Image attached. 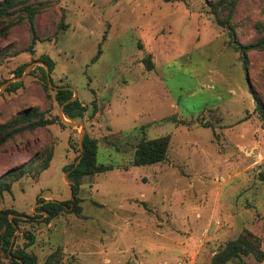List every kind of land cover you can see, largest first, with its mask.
<instances>
[{
    "label": "rangeland",
    "instance_id": "rangeland-1",
    "mask_svg": "<svg viewBox=\"0 0 264 264\" xmlns=\"http://www.w3.org/2000/svg\"><path fill=\"white\" fill-rule=\"evenodd\" d=\"M17 1L0 17V125L32 108L56 124L0 147V178L47 148L54 158L37 179L13 181L0 209L33 216L39 199L72 200L64 169L79 162L86 134L98 143V162L115 166L83 180L82 215L35 223L30 250L39 264L56 250L61 264H211L244 231L264 249V124L256 110L257 99L264 109V52L249 53L247 73L230 44L231 34L241 45L263 36L256 25H264V0H237L235 33L216 22L219 0ZM28 8L37 10L34 53ZM43 56L55 64L49 90ZM22 66L24 86L6 92ZM61 87L86 108L82 119L65 117L55 100ZM164 136L166 162L133 166L143 140Z\"/></svg>",
    "mask_w": 264,
    "mask_h": 264
},
{
    "label": "trees",
    "instance_id": "trees-1",
    "mask_svg": "<svg viewBox=\"0 0 264 264\" xmlns=\"http://www.w3.org/2000/svg\"><path fill=\"white\" fill-rule=\"evenodd\" d=\"M20 3L17 0H0V17L9 16L10 11ZM236 5L237 0H219L211 6L217 24L225 29L229 28L234 33L233 19ZM27 10V17L34 38L29 51L34 53V46L37 41L34 18L37 10L33 8H28ZM224 11H227L226 16H223ZM256 29L263 36L247 45H241L236 35L231 34L230 44L233 46L234 43L237 44L235 49H237L247 73L250 65L248 59L249 53L252 51L264 52V25L261 23L257 24ZM100 54L101 50H99L97 58ZM39 61L45 65L39 68L43 73L45 89L49 90V84L51 83L50 74L54 71L55 64L48 56L41 57ZM145 64L150 70L154 67L150 57L145 60ZM25 69L26 66H22L16 70V80L9 84L6 92H17L24 86V82L20 79L23 77ZM2 87L3 84L0 83V90ZM73 99L74 91L69 87H61L56 92V102L59 106L63 107L65 117L72 122L82 119L84 113L87 111L79 99ZM256 102V110L264 124V109L258 99ZM96 113L97 108L95 107L92 116L94 117ZM57 121L62 126H66L60 119H57ZM54 124H56V121L47 118L46 114L38 108L25 110L10 122L0 125V147L7 144L16 136L32 133L38 129H45ZM170 143V136L153 140H143L137 147L133 159V166H152L166 162L169 157ZM82 146L83 150L80 151L79 162H75L64 169L67 174V180L70 182L72 188V200L57 202L39 199L38 203H40V207L38 208V213L33 216H27L14 210L0 209V264H39L38 256L30 250L35 245L37 239L34 231L35 223L49 225L54 220L60 219L67 214L82 215L83 207L81 204L83 200L79 196L83 186V180L87 177L115 169L114 165L100 164L98 162V143L88 134L84 136ZM53 158V148H47L45 154H38L30 162L0 178V197L5 193L12 192L13 181L27 176L37 179L44 171L50 168ZM22 217H27V220H23ZM23 223L30 226V229L23 231L21 226ZM19 230H21V234L17 235ZM20 239L24 240L25 246L19 244ZM46 264H61V251L56 250L48 258ZM211 264H264L263 241L254 233L244 231L236 239L227 242L214 255Z\"/></svg>",
    "mask_w": 264,
    "mask_h": 264
},
{
    "label": "water",
    "instance_id": "water-1",
    "mask_svg": "<svg viewBox=\"0 0 264 264\" xmlns=\"http://www.w3.org/2000/svg\"><path fill=\"white\" fill-rule=\"evenodd\" d=\"M45 66V65H44ZM73 100H76L75 98L73 99ZM64 122L66 123V124H68V125H70V126H74L75 124H73V123H69V122H67V121H65L64 120ZM83 137L80 139V145L82 146V143H83ZM82 150H83V147H82Z\"/></svg>",
    "mask_w": 264,
    "mask_h": 264
}]
</instances>
